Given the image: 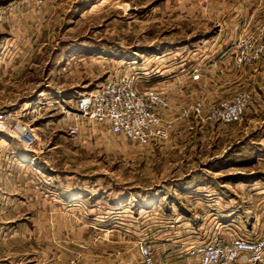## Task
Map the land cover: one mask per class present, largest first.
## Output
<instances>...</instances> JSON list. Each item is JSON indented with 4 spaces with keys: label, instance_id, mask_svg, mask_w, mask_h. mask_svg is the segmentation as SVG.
<instances>
[{
    "label": "rangeland",
    "instance_id": "374dc122",
    "mask_svg": "<svg viewBox=\"0 0 264 264\" xmlns=\"http://www.w3.org/2000/svg\"><path fill=\"white\" fill-rule=\"evenodd\" d=\"M222 1L0 0V42L18 47L12 57L25 64L0 67V115L22 112L30 131L0 136L8 143L0 149V263L13 247L41 264H143L147 245L156 264H194L188 251L217 236H264V94L260 80L241 84L228 67L264 64L235 63L264 24L232 25L222 51L213 36L219 12L244 15L243 1L252 0ZM194 45L221 64L217 88L192 82L190 95L258 94L241 121L213 122L210 106L199 114L195 102H176L165 114L166 136L149 144L87 119L70 133L77 97L120 75L146 84L154 65L180 78ZM189 75L197 81L201 73Z\"/></svg>",
    "mask_w": 264,
    "mask_h": 264
},
{
    "label": "built area",
    "instance_id": "2783aa9c",
    "mask_svg": "<svg viewBox=\"0 0 264 264\" xmlns=\"http://www.w3.org/2000/svg\"><path fill=\"white\" fill-rule=\"evenodd\" d=\"M44 1L34 0L36 6ZM261 60L264 62V31L254 30L239 46L235 63L243 69ZM251 99V92L244 90L230 99L222 100L211 107L209 119L213 122H239ZM75 104L71 134L78 132L79 125L85 119L94 120L98 125L108 127L114 135L125 136L140 144H149L166 136L165 114L172 108L164 91L143 86L142 78L127 75L113 77L92 92L83 93L77 97ZM191 108L201 114L204 107L201 101H197ZM183 111L186 112L187 108L184 107ZM24 116L22 112L12 111L1 114L0 136L11 135L17 128H23V132L28 134L30 131L22 120ZM2 142L4 139L0 137V149L2 145H8L6 141ZM140 253L143 264H156L151 246H141ZM188 257L198 259L200 264H264V236L256 239L217 236L200 247L191 248Z\"/></svg>",
    "mask_w": 264,
    "mask_h": 264
},
{
    "label": "crops",
    "instance_id": "0c3cea01",
    "mask_svg": "<svg viewBox=\"0 0 264 264\" xmlns=\"http://www.w3.org/2000/svg\"><path fill=\"white\" fill-rule=\"evenodd\" d=\"M225 1V2H224ZM221 2V4L227 3V1L229 2V4L235 3V0H224ZM243 3L245 4L244 6V10L242 11L245 12L244 15L240 14V12L235 9V8H226L223 9V11H220L219 14H221V18L224 20L222 24L219 25V29L215 30V32H213V36L217 37L216 41V46L219 47L222 51L226 50L229 45L226 44L225 42L222 43L223 40L222 36H231L233 34H231V29H236L237 27H233L232 25H241L244 21L247 20H251V23L253 21H259L261 20V22L264 24V0H252V1H243ZM252 5V6H251ZM229 10V11H228ZM235 14H234V11ZM1 12V11H0ZM2 15V21H0V31L3 30L2 27V22L4 21V19L6 18L5 16V12H2L0 14V18ZM216 15V17L218 16L217 13L214 14ZM21 16H23L21 14ZM235 22V23H234ZM243 29V28H242ZM205 34H207L204 31H202L201 36H205ZM201 39V38H199ZM197 41V40H196ZM198 41H202L205 42V39H201ZM7 42H0V54L4 53L6 51L10 52V56L9 59L6 58H0V67H3V64L5 66L8 67H19V66H25L24 63H22L21 61H19V59L17 60V58H19L18 56H16V60L13 59L12 57V53L15 52H19L20 49L18 47H9L6 45ZM199 45H194L192 47H190V51H189V47L187 49V53L185 55V57L182 59L181 61V74H180V78H176L174 76L170 75V72L168 71V65H163V66H158V65H154V67H152V69L149 71V76H148V80L150 82H147L146 79V84H142L143 86H148V87H152L155 88L157 90L160 91H164L166 93V95L169 97L171 103H172V107L175 105L177 106L175 103L176 102H181L182 104H190V103H194L197 101H201L204 103V110L207 109L209 106L212 107L213 105H215L214 103L216 102H220V100H225L228 99L230 97H222L219 95H201L199 92L197 95H195L194 97L190 95V92L197 87H195L194 83H196V86H199L200 88L204 89V91H206V88H203V86H206V82L207 83H212L215 84V87L217 88L218 83H215L214 80L219 77V73L217 70H220V60H215L213 58V55L209 56L207 58V61L205 59H203L201 56H199L197 53L199 52L198 49ZM211 58V59H210ZM14 60V61H12ZM205 60V61H204ZM156 62V61H155ZM224 62V61H222ZM228 67L230 68V70L232 69L233 74L235 75V81L239 80V82L241 84H244V80H254V82H258L259 80L261 81V83L259 84L258 88L261 91L262 94H264V64L263 65H253L251 67H248L247 69L241 70V71H237L234 67V65L231 64V62H228ZM190 69H193L190 71ZM195 69H198L201 73L200 75V79L197 81H191V76L189 74L193 73V71ZM186 71V73H184ZM236 72V74H235ZM210 89V87H208V90ZM212 90H214L215 88L212 87ZM252 94V101L255 98L256 100H258V94L256 93H252V91H250ZM202 93V91H201ZM262 97V95H260ZM232 97V96H231ZM252 103V102H251ZM183 107V106H182ZM248 109V108H247ZM247 111V110H246ZM217 128V127H216ZM219 128V127H218ZM204 174V178L208 179L210 177L216 176L212 173H203ZM215 178V177H214ZM203 188V186H202ZM201 190H205L204 188ZM40 211V210H39ZM47 211V210H46ZM45 218V221L48 222H52L51 220H49L45 215L42 216V218ZM47 218V219H46ZM48 225H50L48 223ZM235 237V236H233ZM233 237H228L229 239L233 238ZM10 255H7L5 257V263H0V264H41L42 259L40 256L36 255H30L29 258H27L26 253L24 252H19L16 251V253L13 251V247H11V249L8 250ZM192 262L194 264H200L198 259L195 258H191Z\"/></svg>",
    "mask_w": 264,
    "mask_h": 264
},
{
    "label": "bare ground",
    "instance_id": "6f19581e",
    "mask_svg": "<svg viewBox=\"0 0 264 264\" xmlns=\"http://www.w3.org/2000/svg\"><path fill=\"white\" fill-rule=\"evenodd\" d=\"M21 129H23V128H21Z\"/></svg>",
    "mask_w": 264,
    "mask_h": 264
}]
</instances>
